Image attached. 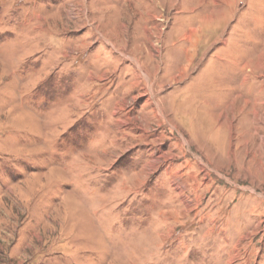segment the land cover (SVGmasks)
<instances>
[{
    "label": "rangeland",
    "instance_id": "1",
    "mask_svg": "<svg viewBox=\"0 0 264 264\" xmlns=\"http://www.w3.org/2000/svg\"><path fill=\"white\" fill-rule=\"evenodd\" d=\"M0 264H264V0H0Z\"/></svg>",
    "mask_w": 264,
    "mask_h": 264
}]
</instances>
